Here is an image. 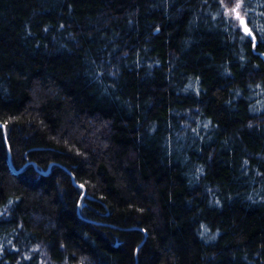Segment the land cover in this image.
<instances>
[{
	"label": "trees",
	"instance_id": "trees-1",
	"mask_svg": "<svg viewBox=\"0 0 264 264\" xmlns=\"http://www.w3.org/2000/svg\"><path fill=\"white\" fill-rule=\"evenodd\" d=\"M0 264H264V0H0Z\"/></svg>",
	"mask_w": 264,
	"mask_h": 264
}]
</instances>
